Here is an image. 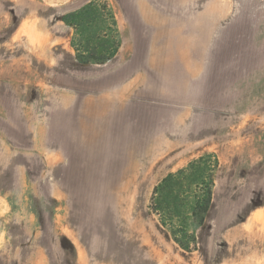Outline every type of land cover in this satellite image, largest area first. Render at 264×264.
<instances>
[{"label": "rangeland", "instance_id": "374dc122", "mask_svg": "<svg viewBox=\"0 0 264 264\" xmlns=\"http://www.w3.org/2000/svg\"><path fill=\"white\" fill-rule=\"evenodd\" d=\"M90 1L0 0V264H264V0H99L100 65L62 19ZM207 156L188 251L151 198Z\"/></svg>", "mask_w": 264, "mask_h": 264}, {"label": "trees", "instance_id": "16d2710c", "mask_svg": "<svg viewBox=\"0 0 264 264\" xmlns=\"http://www.w3.org/2000/svg\"><path fill=\"white\" fill-rule=\"evenodd\" d=\"M106 7L107 5H104V8ZM104 8L100 6L99 0H91L81 8L68 12L62 17L63 21L77 30L79 35H83L81 40L78 41V38L73 40L75 56L81 64H105L113 59L120 50L121 36L116 14L111 13L115 36L109 35L111 28H105L100 24L95 25L97 19L104 18ZM86 30L91 34L84 37ZM209 158V156L200 157L191 162L188 169L168 174L155 185L150 207L162 216L163 225L171 224L167 223L166 214L171 217L185 214L183 209L187 204L182 193L191 189V182L199 186V193L191 205H188L190 206L189 215L192 217L194 227L204 224L213 200L214 173L218 166L215 164L208 170ZM191 179L193 180L190 181ZM187 181L188 183L185 185ZM163 213L164 215H162ZM171 225L175 239L182 248L188 251L197 249L196 235L190 231L186 223L180 229L176 228L173 223Z\"/></svg>", "mask_w": 264, "mask_h": 264}, {"label": "bare ground", "instance_id": "6f19581e", "mask_svg": "<svg viewBox=\"0 0 264 264\" xmlns=\"http://www.w3.org/2000/svg\"><path fill=\"white\" fill-rule=\"evenodd\" d=\"M154 144H155V143H154ZM157 144H158V143H157ZM155 145H156V144H155ZM150 146H151V145H150ZM150 146H149V147H150ZM157 146H158V145H157ZM157 146H156V147H157ZM154 147H155V146H154ZM157 148H158V147H157ZM152 150H153V149H152ZM155 150H156V149H154V151H155ZM156 153H157V152H156Z\"/></svg>", "mask_w": 264, "mask_h": 264}, {"label": "crops", "instance_id": "0c3cea01", "mask_svg": "<svg viewBox=\"0 0 264 264\" xmlns=\"http://www.w3.org/2000/svg\"><path fill=\"white\" fill-rule=\"evenodd\" d=\"M171 148V147H170ZM173 149L171 148V151H172ZM172 154H173V152H172Z\"/></svg>", "mask_w": 264, "mask_h": 264}]
</instances>
